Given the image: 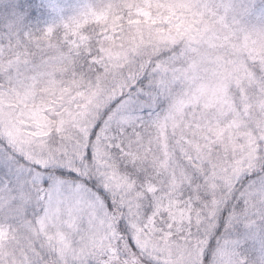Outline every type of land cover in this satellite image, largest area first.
Instances as JSON below:
<instances>
[{
    "label": "snow or ice",
    "instance_id": "obj_1",
    "mask_svg": "<svg viewBox=\"0 0 264 264\" xmlns=\"http://www.w3.org/2000/svg\"><path fill=\"white\" fill-rule=\"evenodd\" d=\"M0 264H264V0H0Z\"/></svg>",
    "mask_w": 264,
    "mask_h": 264
}]
</instances>
